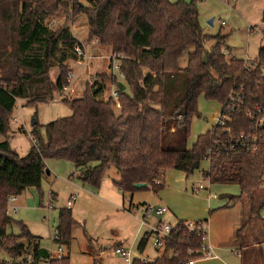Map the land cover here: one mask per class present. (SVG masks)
I'll list each match as a JSON object with an SVG mask.
<instances>
[{"label":"trees","instance_id":"1","mask_svg":"<svg viewBox=\"0 0 264 264\" xmlns=\"http://www.w3.org/2000/svg\"><path fill=\"white\" fill-rule=\"evenodd\" d=\"M87 1L88 5L82 0H0V135L5 138L0 142V247L14 257L13 262L0 264H39L42 260L71 264L69 255L53 257L27 224L9 214V197L41 187L47 160L71 161L76 171L73 177L95 187L114 167L119 173L114 184L123 194L134 195L143 189L158 194L165 188L168 170L188 177L201 171L212 147L209 167L201 174L211 184L240 187L238 194L224 197L232 205L249 203L248 216L237 231L242 239L240 250L248 247L243 244L245 234L254 233L258 219L264 224L260 215L264 201H257L264 179V126L255 127L245 115L248 108L264 109V47L257 63L228 57L223 51L228 35L204 33L198 0ZM59 12L85 14L90 40L96 39L122 56L121 81L126 89L119 90L118 100L105 97L110 81L119 89L120 81L110 72L97 74L80 97L63 95L62 102L72 114L44 125L45 135L39 131V122L32 126L36 142L20 156L10 145L17 101L35 108L55 101V95L63 94L69 84V61L81 59L75 48L83 43L71 27L49 24ZM209 40L215 44L208 50L205 44ZM190 48L194 50L187 65L181 67L180 60ZM55 67L59 76L54 82L50 71ZM182 77L185 82L180 86ZM232 95L241 96L244 102L233 112L223 108L222 113L229 114L231 120L214 125L189 148L193 120L202 116L199 98L224 106ZM21 131L26 132L22 127ZM241 134L256 135L257 149L236 144L225 150V145ZM136 183H148L149 187L138 189ZM14 223L20 227L19 235L8 232ZM77 224L71 208L59 210V244L70 245ZM20 238L27 240V245L19 243ZM198 242L195 234L183 230L174 234L158 258H135L132 264H178L195 256ZM146 245L147 240L141 239V253ZM28 252L32 253L30 260ZM22 255L24 260L17 261ZM245 260L242 264H248ZM94 264L99 261L95 259Z\"/></svg>","mask_w":264,"mask_h":264},{"label":"rangeland","instance_id":"2","mask_svg":"<svg viewBox=\"0 0 264 264\" xmlns=\"http://www.w3.org/2000/svg\"><path fill=\"white\" fill-rule=\"evenodd\" d=\"M170 1L177 2L178 0ZM186 1L191 2L192 0ZM82 3L88 5L87 0H82ZM196 5L199 11L200 24L205 34L212 36L220 33L228 35L226 45L223 47V51L228 57L234 56L252 63L259 62V52L264 47V0H198ZM211 19H213V24L209 23ZM74 21L76 29L75 25L72 24ZM49 24L54 28L65 24L69 25L74 35L83 38L85 43L87 42V37L88 41H90L87 31L88 20L85 14L72 16V13L59 12L50 18ZM80 27H82L81 30L79 29ZM214 44V40L207 41L205 44L206 49L209 50ZM102 47L103 51L101 53L104 52L103 55L106 58L103 57L96 61L93 60L94 65L90 66L89 72L87 70L88 77H84V80L90 79L92 81V78L94 79L98 73L104 70L106 72L103 73L111 72L107 68V58H109L108 56L113 51L107 49L110 47ZM193 50V48H190L181 58V67L187 65L188 55ZM79 66L82 67L84 64L79 63V61H69L71 73L77 72ZM262 71L264 76V65ZM58 74L59 69L57 67L51 69L50 76L54 82L57 80ZM184 82L185 78L182 77L180 86H183ZM85 87L86 84L83 81V84L81 83V86L77 88L76 92H65L63 95L80 97L84 93ZM112 90L113 86L109 85L106 94L111 95ZM180 94H184L183 88ZM63 95L57 93L55 95V101L39 104L38 108L26 106L24 101H17L12 113L11 127L15 131L14 133L16 131L18 133L17 137L10 138V142L12 143L13 150L20 156H25L29 152V145L31 147L32 143H34L31 134V122L35 118L36 113L37 120L40 123L39 131L42 135H45L44 125L72 114L71 108L62 102ZM198 108L202 116L201 118L195 117L193 120L191 135L188 141L190 144H193L199 135L206 133L211 126L215 125V119L221 113L223 104L213 100H207L204 96H201L199 98ZM14 118H18L19 122H14ZM21 127L23 130L25 128L26 132H22ZM3 140L5 138L0 135V142ZM74 173V164L67 159L47 160L41 187H31L22 193L24 209L19 208L15 212L11 206L12 203H9L10 216L15 220L23 221L28 225L34 235L41 237V245L43 248L47 250L56 249L52 237L58 225L59 210L67 207V202L71 199V194L77 193V200L75 199L73 206V217L78 224L72 229L70 245L65 247V250H68L67 253H69L71 264H94L95 259L99 261V264H128L120 255L114 253L115 247L121 243H135L134 258L152 261L162 254L161 249L152 246V240L148 241L143 253L138 250L137 245L139 239L143 236L141 235L137 240V230L142 219L141 216V218L139 217V214L142 211L134 208L131 209L132 211H129V208L133 207L132 202L135 204L140 202L153 204L154 200L157 199L153 190H139L133 196L123 194L113 183V180L117 178V170L114 168H111L106 173L99 187L83 184L78 178L73 177ZM173 173L174 171L168 172L167 179ZM198 179L204 185H209L202 175H198ZM72 183L84 186L85 190H91L95 194L93 195L85 190H79ZM165 185L168 184L165 183ZM222 185L229 184L216 186L213 192L217 193V196H220L222 194L221 192L231 194L235 191L240 192V187L237 184H230V186L224 187ZM52 193L54 196L56 194V196H52ZM261 217L264 220V216ZM150 220L153 221L154 219L151 218ZM257 229L259 228L256 225L254 233ZM8 232L19 235L21 230L14 223L8 227ZM248 233L249 231L245 234L244 241ZM258 239L262 240L263 236ZM19 243L27 245L28 242L20 238ZM243 244L246 246L245 242ZM107 246L110 247L106 249ZM240 247L241 245L237 248L239 251L241 249ZM241 251L244 254V259H247L251 255L257 256L256 264H262L264 260V247L261 251H248L245 249ZM232 255L234 254L232 253ZM236 260L241 261L242 259L236 258ZM13 261L14 257L0 247V263H10ZM39 264H48V262L42 260Z\"/></svg>","mask_w":264,"mask_h":264},{"label":"crops","instance_id":"3","mask_svg":"<svg viewBox=\"0 0 264 264\" xmlns=\"http://www.w3.org/2000/svg\"><path fill=\"white\" fill-rule=\"evenodd\" d=\"M74 23L75 21L72 24L75 25V29H76V24ZM79 29L81 30L82 27H80ZM87 31L89 33V26H88ZM75 36L79 39V41L83 43L84 50L87 52L89 59L87 62V66L80 67L81 66L80 65L77 68V72H72L75 75V80L72 85V93L77 91V88L81 86V83L83 84V81H84V84H86V87L88 83H91L93 81V78H92V81L90 79L84 80V77L88 75L87 70L89 72V68L90 66L94 65V61L98 60L99 58L105 57V55H103L104 52L101 53V51H103V47L100 45L98 40L96 41L95 39V40L88 41V37H87L86 39L87 42L85 43L83 38H80L77 35ZM107 49H111L110 51H112V48H107ZM110 55L108 56L109 58H107L108 59L107 68L109 71H110ZM95 64H97V62H95ZM103 72H106V71L104 70ZM112 74L114 75V73ZM109 85H112L114 89L115 85L113 82L109 83ZM106 93H105L106 97L107 98L110 97V95H107ZM217 118L215 119V122L217 121ZM213 126H211V128ZM211 128H209V130ZM12 131H13L12 137H17L18 132L16 131V133H14L15 131L14 130ZM197 139L194 140L193 144L197 141ZM193 144H190L188 142V147L191 148ZM10 145L13 149L11 142H10ZM29 148H31L30 145H29ZM208 167H209V162L204 161L201 171L207 170ZM171 171H174V173L172 174V176L170 175L169 178L167 179V173ZM201 171H197L196 173L188 177L186 176L184 172L176 171L173 169L168 170L166 172V178H165V183H167L168 185H165V188L161 190L158 194H156L157 199L154 200L153 204H147L145 202L143 203L140 202V203L135 204L132 202V206H133L132 208L139 209V211H142L139 214V217L140 216L143 217L144 206L145 207L146 206H162V205L167 206L169 211L164 216L163 219L171 223H177L179 221H187V220H194V221L207 220L209 224V228H210V244L213 246L217 254V257L208 258V259H198L194 262V264H242V262H244V254L242 253L241 250L239 251L237 249L238 246L242 244L240 241V238L237 236V231L241 228L246 217L248 216L249 203L245 200L240 203H236L232 205L231 203H229L228 198L224 197V195L231 194V193L221 192L222 194L220 196L219 195L217 196V193L213 191H215L216 186H220L221 184H211V183H208V181L205 179L209 185H204L203 182L200 179H198V175H202ZM116 180H119L118 171H117ZM113 183H114V180H113ZM72 184L73 186L78 187L79 190H85L84 186H80L75 183H72ZM201 184L204 185L203 189L199 188ZM222 186L223 187L230 186V184L222 185ZM85 191L93 195L95 194V192H92L91 190H85ZM221 191H225V190H221ZM238 193L239 191H235L233 194L236 195ZM72 195H77V193L71 194L70 197H72ZM52 196H54L53 193H52ZM76 200H77V197H76ZM257 201L258 202L264 201V179L257 193ZM74 204L75 202L73 203L71 207L72 211H73ZM227 204L228 206H226ZM11 206L13 207V209H17V211L19 208L24 209V202L22 201V194L18 196V199L16 201L12 202ZM139 206L140 207L142 206V207L140 208ZM261 212H260V215L264 216V205L261 209ZM256 225L258 226L259 229H257L255 233L249 232L248 235H246L245 242L248 247L244 248L245 250L248 249V251H251V250L261 251L262 248L264 247V224L260 219H258L255 223V227ZM138 230H139V227H138ZM138 230H137V234H138ZM262 236H263L262 241L261 242L260 240L258 241V238ZM122 244H129V243H122ZM109 247L110 246H107L106 249H108ZM67 251L68 250H65L64 252L65 256L69 255ZM232 253L234 255H232ZM256 257L257 256L251 255L248 257V259L245 260V262H247L248 264H255L254 261H256ZM236 258H239L242 260L237 261ZM262 264H264V260L262 261Z\"/></svg>","mask_w":264,"mask_h":264},{"label":"built area","instance_id":"4","mask_svg":"<svg viewBox=\"0 0 264 264\" xmlns=\"http://www.w3.org/2000/svg\"><path fill=\"white\" fill-rule=\"evenodd\" d=\"M97 41V40H96ZM75 51L77 54L81 56L82 59L79 60V63L84 64V66H87V62L89 59V56L87 55V52L84 50L83 46H76ZM121 58L122 56L116 52H113L110 55V70L112 73H114L117 80L121 81V79L124 78V74L121 73ZM75 80V75L70 74L69 77V84L64 88L63 94L65 92H72V85ZM116 80V81H117ZM115 87L112 90L111 96L114 97L116 100L119 98V89L117 87V83L113 81ZM61 94V95H63ZM18 102H21V100H18ZM243 99L241 96L235 97L230 96L228 99V102L226 105L223 106L224 110L228 112L235 111L236 107L243 104ZM119 106V104H118ZM223 110V109H222ZM223 111L219 114L216 124H225L227 121L231 120V117L229 114H223ZM245 115L247 118L252 120V124L255 127H263L264 126V109L261 107H253L248 108L245 111ZM14 122H18V118L13 119ZM258 137L256 135H249L241 134L240 136H237L236 138L232 139L230 142V145H225V150L232 149L235 147L236 144H242L243 146H249L253 150L257 149V139ZM33 142H36V139L33 138ZM250 144V145H249ZM210 153V156L207 158L206 161L210 163L211 155L213 153V147L208 150ZM208 183H210L209 179H206ZM200 189L204 188V185L199 186ZM77 195H72L71 199L67 202V207L71 208ZM18 199V196L13 195L9 197L8 202L12 203ZM16 212L17 209H14ZM169 209L167 206H146L144 207V214L139 224V230L137 235V240L139 237L142 236V238L139 239V242L141 239L145 238L147 240V243L149 240H152V246L157 249H161L162 252L167 248L168 243L172 238L174 237V234L180 231H188L192 234H195L198 239V249L195 253V256L192 258H189L187 260L180 261L178 264H194V262L198 259H208V258H216L217 254L213 248V246L210 244V228L208 221H194V220H187L183 221L182 223H171L166 220H164V216L168 213ZM153 218L154 220L151 221L150 219ZM59 232L55 230L52 240L53 244L56 246V249H51L49 252L53 257L61 258L65 256V247L64 245L59 244ZM139 245V243H138ZM137 245V248H138ZM135 243L130 244H121L120 246L115 247L114 253L117 255H120L125 262L128 264H132L134 261V251H135ZM139 250V249H138ZM194 254V252H191ZM171 254L173 255V252L171 251ZM176 256L179 255V252H176ZM27 259H32V253L28 252ZM17 261H23L24 255L17 257Z\"/></svg>","mask_w":264,"mask_h":264},{"label":"water","instance_id":"5","mask_svg":"<svg viewBox=\"0 0 264 264\" xmlns=\"http://www.w3.org/2000/svg\"><path fill=\"white\" fill-rule=\"evenodd\" d=\"M209 23L210 24H213V19H211L210 21H209ZM118 86H119V90L120 91H124L125 89H126V85L122 82V81H120L119 83H118ZM38 123V120H36L35 118L32 120V122H31V126H35L36 124ZM148 183H136L135 184V187L136 188H138V189H140V188H142V187H148Z\"/></svg>","mask_w":264,"mask_h":264}]
</instances>
